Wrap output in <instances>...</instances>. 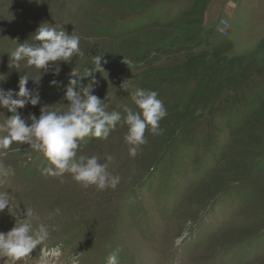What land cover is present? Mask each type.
<instances>
[{
	"label": "rangeland",
	"instance_id": "rangeland-1",
	"mask_svg": "<svg viewBox=\"0 0 264 264\" xmlns=\"http://www.w3.org/2000/svg\"><path fill=\"white\" fill-rule=\"evenodd\" d=\"M216 1L0 0V83L18 90L23 72L41 80L28 83L38 88L41 104L20 109L24 117H39L44 104L67 110L69 73L93 67L96 55L108 61L105 69L95 74L98 84L90 78L83 84L107 96L106 111L122 116L107 139L88 137L77 149V158L97 156L108 164L121 178L115 189H85L68 173L43 175L47 159L26 144L0 151V167L14 170L8 178L13 207L0 213V231L11 230L17 209L28 206L33 225L49 228L47 246L61 250L54 261L42 253L51 264H69L74 255L79 264H107L117 249L119 264H264V0H237L234 15L223 11L231 21L227 37L216 32L218 20L208 21ZM44 22L79 35L82 55L71 64L57 62L58 75L25 62L18 72L8 52L18 43H37L31 35ZM204 51L229 61L251 54L255 67H243L248 77L237 87L227 84L203 99L213 83L194 80L204 71L202 61L190 58ZM52 80L59 83L52 86ZM125 80L126 91L120 88ZM137 88L156 91L167 116L159 135L146 130L147 143L132 157L123 117L125 106L139 111L131 98ZM11 115L0 108V124ZM40 252L38 246L27 264Z\"/></svg>",
	"mask_w": 264,
	"mask_h": 264
},
{
	"label": "clouds",
	"instance_id": "clouds-1",
	"mask_svg": "<svg viewBox=\"0 0 264 264\" xmlns=\"http://www.w3.org/2000/svg\"><path fill=\"white\" fill-rule=\"evenodd\" d=\"M37 2L40 3V0ZM33 34L31 38L37 43H18L14 50L8 52L9 64L18 72H21L22 62H25V67L43 70L45 74L54 70L52 74L58 75L57 62L71 64L74 56L82 55L80 36L74 32L69 34L44 22ZM107 62L104 56L96 55L93 67L83 73L72 69L63 96L68 103L67 110H53L44 104L40 107L39 117L35 114L24 117L19 110L29 104L33 107L41 104L38 88L33 90L28 87L30 80L36 85L41 80L32 79L26 72H21L18 90L5 89L2 84L6 81L0 83V108L12 114L0 124V151L9 149L14 142L26 144L47 159L49 166L42 169L43 175L62 177L68 173L85 189L90 186H95L98 191L115 189L121 178L108 171L107 163H100L97 156L77 158V149L81 142H86L85 138L107 139L122 120L120 112L106 111L107 96L101 99L94 94L93 89L83 84L88 78L93 85L98 84L95 74L102 73L105 69L103 65ZM123 62L128 63L125 59ZM58 83L57 80L50 81L52 86ZM127 87L125 80L120 88L126 91ZM131 98L139 111L125 106L123 123L127 125L128 131L124 139L129 145L130 156L135 157L140 146L147 143L146 130L153 135L161 133L159 122L167 116V109L158 99L156 91L137 88ZM107 160L111 161L112 157H107ZM12 175L14 170L0 167V185H6V190L0 191V213L13 207V189L8 179ZM56 211L59 213V209ZM13 216L14 227L8 232L0 231V257L6 258L4 264H18L22 260L27 264V258L38 246L45 256L61 255L59 248L47 246L50 239L48 226L44 223L33 225V208H18ZM119 251L117 249L107 257V264H119ZM69 264H79V257L72 256Z\"/></svg>",
	"mask_w": 264,
	"mask_h": 264
},
{
	"label": "trees",
	"instance_id": "trees-1",
	"mask_svg": "<svg viewBox=\"0 0 264 264\" xmlns=\"http://www.w3.org/2000/svg\"><path fill=\"white\" fill-rule=\"evenodd\" d=\"M161 3L163 4L167 2L161 1ZM126 22H129V20ZM143 25H147V24H143ZM137 27L139 26L137 25L133 29H123V32L131 33V31L136 29ZM203 32H206V31L205 30L203 31V29L201 28L199 30V34L202 38H205L203 35ZM193 46L194 45H191L189 46V48ZM184 47H187V45H184ZM211 55L212 57L210 58ZM207 56H209L210 59L205 61V58ZM190 60L198 61V62L202 61V63L199 64L198 68L203 69L204 71L203 74H205L203 75L201 72L200 76H198V78L195 77L194 80L199 79L198 80L199 83L202 82L203 80L205 81L209 80L211 81V84L213 83L212 88H211L212 91L211 89H209L205 91L202 95H200L201 98L205 99V98H208L209 96L210 97L218 96V94L226 88L227 84H229V86L234 85V87H237L239 83H243L244 80H246L248 77L246 72L243 71V67H245L246 70H248L249 68H254L255 66L253 64H254V61H256V58L255 57L252 58L250 54L246 56L234 57V59L229 61L224 56L217 57V54L213 55V53L204 51L203 53L202 52L199 53V55L194 57V59H192L191 57ZM238 64H240V66ZM260 70L261 68L258 67L255 71L258 72ZM197 94L198 93H196V96ZM187 110L190 112L192 111L191 109H187Z\"/></svg>",
	"mask_w": 264,
	"mask_h": 264
},
{
	"label": "crops",
	"instance_id": "crops-1",
	"mask_svg": "<svg viewBox=\"0 0 264 264\" xmlns=\"http://www.w3.org/2000/svg\"><path fill=\"white\" fill-rule=\"evenodd\" d=\"M237 7H238L237 0H221V1H218V3H215V4L212 2L211 3V8L209 9V12H208L209 15H210V17L208 19L209 24L211 22H213L214 20H216V21L219 20V18H226L227 20H229L227 16L222 14V13H224L223 11H227L229 14L233 13L232 15H234L236 10H237ZM229 22L231 23L230 20H229ZM210 25L213 26V24H210ZM213 29H214V27H213Z\"/></svg>",
	"mask_w": 264,
	"mask_h": 264
},
{
	"label": "built area",
	"instance_id": "built-area-1",
	"mask_svg": "<svg viewBox=\"0 0 264 264\" xmlns=\"http://www.w3.org/2000/svg\"><path fill=\"white\" fill-rule=\"evenodd\" d=\"M216 31L223 37H227L230 34V22L226 18H221L216 25Z\"/></svg>",
	"mask_w": 264,
	"mask_h": 264
}]
</instances>
